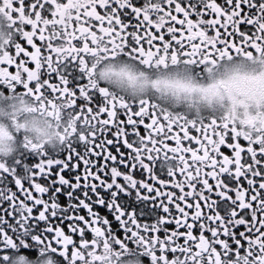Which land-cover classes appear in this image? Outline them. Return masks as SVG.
<instances>
[{"label": "snow or ice", "instance_id": "6c2138e0", "mask_svg": "<svg viewBox=\"0 0 264 264\" xmlns=\"http://www.w3.org/2000/svg\"><path fill=\"white\" fill-rule=\"evenodd\" d=\"M65 2L0 0L16 25L0 46V90L76 118L58 149L25 140L0 168V264L18 245L56 264H98L101 246L130 245L149 264H264V137L117 96L92 70L100 55L172 71L177 88L244 86V73L213 77L264 58V0H86L68 16Z\"/></svg>", "mask_w": 264, "mask_h": 264}, {"label": "clouds", "instance_id": "9594fccd", "mask_svg": "<svg viewBox=\"0 0 264 264\" xmlns=\"http://www.w3.org/2000/svg\"><path fill=\"white\" fill-rule=\"evenodd\" d=\"M159 3V0H154ZM86 0H72L63 3L61 12L65 16L83 6ZM8 11H0V46L15 39V27ZM93 79L98 86L106 87L117 96L147 98L155 97L164 101L161 107H167L170 115H183L189 119H198L206 113L224 116L238 125L253 137H264V58L257 61L235 60L225 73L213 79L229 80L237 72L252 77L244 86L219 87L215 89L177 88V79L172 71L153 73L145 71L132 61L117 57L113 60L97 55L92 59ZM195 83L194 77H186ZM180 109V111H174ZM55 118L41 112L35 102L28 96L0 90V161L6 162L19 151L27 140L35 145H44L45 149L60 147L61 136L65 128L76 124L75 116L71 120L62 107L55 110ZM259 130V132H257ZM95 255L100 257L98 264H145L147 252L129 246L121 250L114 246L104 248ZM7 264H56L55 257L44 252L30 256L18 245L9 254ZM243 264V259L240 261Z\"/></svg>", "mask_w": 264, "mask_h": 264}, {"label": "flooded vegetation", "instance_id": "af4514ba", "mask_svg": "<svg viewBox=\"0 0 264 264\" xmlns=\"http://www.w3.org/2000/svg\"><path fill=\"white\" fill-rule=\"evenodd\" d=\"M218 2H222V0H218ZM68 3L69 4H71L72 3V0H68ZM64 7V5H61L60 7H59V9H58V11H61V9ZM63 13V12H62ZM178 18H180V17H178ZM194 18V17H193ZM206 18H214V17H206ZM10 70H14V66L12 67V68H10ZM22 90V89H21ZM159 103H160V105H163L165 102L164 101H158ZM171 107V105H168L167 107H164V108H166L167 109V111H168V108H170ZM174 111H180V109H174ZM169 113V112H168ZM211 114H213V113H206L205 115H211ZM175 131H179L178 129H174V132ZM190 135H201V133H196L194 130L193 131H191L190 133H189ZM184 143V146H188V142L187 141H184L183 142ZM171 146H174V142H172V144H171ZM223 151H225V153L226 154H229L228 153V150L227 149H222ZM113 151H114V149H113ZM12 159V158H11ZM11 159H9L8 161H6V162H3V161H0V168H6L7 167V164H8V162L11 160ZM81 168H82V166H81ZM211 182V181H210ZM61 202L62 203H66V200H65V198L63 197V196H61ZM102 212H103V210H101ZM106 214V213H105ZM64 227H65V230H66V232H67V226H66V224L64 225ZM239 230H242V229H239ZM131 246V245H130ZM215 259H216V262H217V264H220V260H219V257H215ZM262 259H264V257H262ZM145 264H149V261H148V258L147 257H145Z\"/></svg>", "mask_w": 264, "mask_h": 264}]
</instances>
